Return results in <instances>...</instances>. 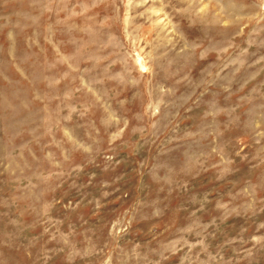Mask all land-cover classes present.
<instances>
[{"label": "rangeland", "instance_id": "1", "mask_svg": "<svg viewBox=\"0 0 264 264\" xmlns=\"http://www.w3.org/2000/svg\"><path fill=\"white\" fill-rule=\"evenodd\" d=\"M0 264H264V0H0Z\"/></svg>", "mask_w": 264, "mask_h": 264}]
</instances>
